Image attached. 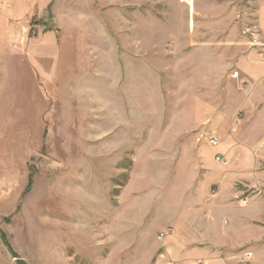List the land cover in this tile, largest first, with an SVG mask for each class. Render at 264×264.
Instances as JSON below:
<instances>
[{
    "label": "rangeland",
    "instance_id": "obj_1",
    "mask_svg": "<svg viewBox=\"0 0 264 264\" xmlns=\"http://www.w3.org/2000/svg\"><path fill=\"white\" fill-rule=\"evenodd\" d=\"M263 36L264 0H0V264H191Z\"/></svg>",
    "mask_w": 264,
    "mask_h": 264
},
{
    "label": "crops",
    "instance_id": "obj_2",
    "mask_svg": "<svg viewBox=\"0 0 264 264\" xmlns=\"http://www.w3.org/2000/svg\"><path fill=\"white\" fill-rule=\"evenodd\" d=\"M251 61L247 69L253 68ZM250 93L251 98L242 103L245 113L249 112V124L242 122L241 132L239 123L230 134L217 131L220 142L213 151L215 156L224 155L227 164L216 161L214 178L204 179L208 207L202 214H192L196 219L186 216L173 222L184 230L178 247L180 255L189 258L191 264L198 257L205 264H239L242 251L251 252L249 264H264V139L259 147H248L245 131L251 126L254 136L264 135V90L252 84ZM212 179L213 194L209 189ZM242 198L247 199L246 204H242Z\"/></svg>",
    "mask_w": 264,
    "mask_h": 264
},
{
    "label": "built area",
    "instance_id": "obj_3",
    "mask_svg": "<svg viewBox=\"0 0 264 264\" xmlns=\"http://www.w3.org/2000/svg\"><path fill=\"white\" fill-rule=\"evenodd\" d=\"M184 1V0H182ZM186 1V0H185ZM234 75L237 76V72H234ZM203 139L204 141H206L208 144L216 146L219 144L220 140L218 138V136L216 135V133L212 130H204L202 132L199 133V139ZM264 147V146H263ZM215 159L217 162H219L220 164L225 165L227 163V158L224 155L218 154L215 156ZM242 202V204H246L247 203V199L246 198H242L240 200ZM169 233V230L166 229L162 232H160L158 234V238H163L165 236H167V234ZM250 254L249 253H244L241 257L242 260H244L245 258H249Z\"/></svg>",
    "mask_w": 264,
    "mask_h": 264
}]
</instances>
